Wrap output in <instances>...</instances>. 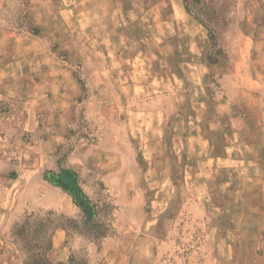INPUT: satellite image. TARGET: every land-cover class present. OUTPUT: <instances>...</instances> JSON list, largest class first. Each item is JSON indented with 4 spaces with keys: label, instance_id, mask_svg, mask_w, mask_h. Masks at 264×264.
<instances>
[{
    "label": "rangeland",
    "instance_id": "374dc122",
    "mask_svg": "<svg viewBox=\"0 0 264 264\" xmlns=\"http://www.w3.org/2000/svg\"><path fill=\"white\" fill-rule=\"evenodd\" d=\"M36 2L3 0L1 22L37 30L30 19ZM64 2L66 27L84 32L87 52L110 63L103 72L111 82L78 78L84 96L58 159L65 166L68 155L98 144L102 133L84 114L94 95L98 114L114 128L107 132L127 148L116 170L123 165L129 177L106 186L102 174L113 172L116 159L97 156L96 167L106 171L84 173L96 216L25 210L4 232L0 227V264L41 260L36 253L47 234L34 232L36 220L20 224L31 212L68 227L69 259L61 264H264V0ZM107 14L112 32L104 35ZM57 57L72 58L67 49ZM7 141L2 134L0 153L17 162L19 146L31 140L24 134L9 152ZM227 143L234 158L217 159ZM10 165L7 182L18 176Z\"/></svg>",
    "mask_w": 264,
    "mask_h": 264
},
{
    "label": "crops",
    "instance_id": "0c3cea01",
    "mask_svg": "<svg viewBox=\"0 0 264 264\" xmlns=\"http://www.w3.org/2000/svg\"><path fill=\"white\" fill-rule=\"evenodd\" d=\"M54 1L35 0L36 3L30 10V19L37 30L19 29L5 25L0 20V105H8L5 106L8 112H0V138L4 134V139H8L5 143L8 145V152L11 148L16 149L20 143L18 138L24 134L31 140L29 143H22V146L18 145L21 150L17 162H11L10 153L7 154L8 157L0 153V210L8 208L1 216L0 227L3 232L11 219L17 218L25 210L51 211L59 216L75 219L82 215L72 197L48 182L44 173L57 170L61 165L58 152L62 143L70 136L73 108L84 96L78 78L109 84L111 78L108 79L103 71H110L107 69L110 63L105 64L106 59H103L106 69H100L103 65L100 58L87 52L86 40L83 41L80 35L84 32L66 27L69 15H66L64 0ZM2 7L3 0H0V9ZM110 19L107 14L104 32L101 30L104 35L112 32ZM121 25L124 24L118 27ZM118 27L115 33H118ZM66 40H70V43L64 44ZM61 49L69 51L72 56L69 62L58 59L57 52ZM107 49L109 47L106 46L100 49L104 56ZM76 68L79 69L80 77L74 72ZM87 99L84 114L88 127L102 133V136L99 137L98 144L85 145V148L68 155L65 166L78 174L82 190L90 196L85 171H89L88 168L106 171L105 168L102 170L96 167L97 156L104 154L116 159V165L110 167L113 172L102 174L106 186L124 184L129 174L125 173L123 165L116 170L119 164H124L127 160L125 144H120V137L116 132H107L113 126H109L104 121L108 118L98 114L95 109L93 100L96 97L90 95ZM21 106H24L23 109ZM16 107L20 109V113L14 111ZM110 119L114 122L112 117ZM157 122L160 123L161 119ZM227 144L226 153L217 159L230 161L234 158L229 149L230 143ZM257 145L260 146V143L254 144L255 147ZM11 163L19 168L18 176H13L7 182L2 174L7 172ZM10 198L13 203L6 207ZM70 237L68 229L61 226L53 230L50 248L45 252L48 261L57 264L69 259L65 245Z\"/></svg>",
    "mask_w": 264,
    "mask_h": 264
},
{
    "label": "trees",
    "instance_id": "16d2710c",
    "mask_svg": "<svg viewBox=\"0 0 264 264\" xmlns=\"http://www.w3.org/2000/svg\"><path fill=\"white\" fill-rule=\"evenodd\" d=\"M44 178L53 185L60 187L64 192H66L72 197L73 203L81 210L82 219L90 220L96 216L97 205L96 203L92 202L89 196L86 193H84V191L82 190L79 182L78 174L75 171H73L72 169L66 166L59 165V168L57 170L45 171ZM46 215L50 216V215H54V213L51 211H47ZM59 217L61 219H68L63 216H59ZM33 220L37 221L34 223L35 225L34 232L44 233L47 234V236L45 242L44 243L42 242V246H41L44 250L43 253L42 254L40 252L36 253V257H41V260L39 259L36 260V262L33 263L30 262L25 264H55L48 261V259L45 256L46 250H48L51 245L50 238L52 232L58 226H61L65 229H68V227L65 226L64 223L62 222L54 223L48 218H42L41 216H39V213H32V212L26 213V215L20 221V224L22 227H25L29 223L33 222ZM37 248L39 249V247ZM57 264H61V263H57Z\"/></svg>",
    "mask_w": 264,
    "mask_h": 264
}]
</instances>
